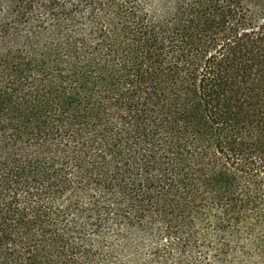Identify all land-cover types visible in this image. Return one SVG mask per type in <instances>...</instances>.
I'll list each match as a JSON object with an SVG mask.
<instances>
[{"label":"trees","instance_id":"obj_1","mask_svg":"<svg viewBox=\"0 0 264 264\" xmlns=\"http://www.w3.org/2000/svg\"><path fill=\"white\" fill-rule=\"evenodd\" d=\"M112 210L264 264V0H0V264H106Z\"/></svg>","mask_w":264,"mask_h":264},{"label":"rangeland","instance_id":"obj_2","mask_svg":"<svg viewBox=\"0 0 264 264\" xmlns=\"http://www.w3.org/2000/svg\"><path fill=\"white\" fill-rule=\"evenodd\" d=\"M251 11L253 13L259 11L256 4L251 5ZM108 199L112 201L111 198ZM117 219L116 212L112 210L108 216L106 228L96 232L90 231L86 221H80L76 214L70 219V222L83 227V235L102 253L106 264H173V258L153 256L147 239L139 237ZM246 239L249 238L244 234L236 239L227 240L230 251L225 259H217L204 248L193 253L191 259L180 258L178 264H203L204 261L209 264H260L254 254L241 252V249H244L242 243ZM174 257H178V255L175 254Z\"/></svg>","mask_w":264,"mask_h":264}]
</instances>
